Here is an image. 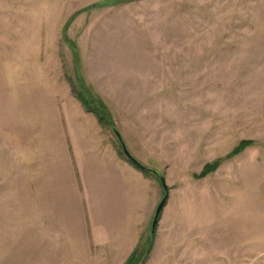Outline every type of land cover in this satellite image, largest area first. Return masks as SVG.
I'll return each instance as SVG.
<instances>
[{
    "label": "rangeland",
    "instance_id": "obj_1",
    "mask_svg": "<svg viewBox=\"0 0 264 264\" xmlns=\"http://www.w3.org/2000/svg\"><path fill=\"white\" fill-rule=\"evenodd\" d=\"M105 1L0 0V264H112L91 245L77 131L155 183L136 264H264V0L94 8L64 40ZM77 73L169 189L148 252L161 182L84 109Z\"/></svg>",
    "mask_w": 264,
    "mask_h": 264
},
{
    "label": "crops",
    "instance_id": "obj_2",
    "mask_svg": "<svg viewBox=\"0 0 264 264\" xmlns=\"http://www.w3.org/2000/svg\"><path fill=\"white\" fill-rule=\"evenodd\" d=\"M80 133L84 136L78 137ZM86 133L74 132L71 142L76 161L77 157L84 158V165L79 161L77 165L92 231L91 245L98 261L125 264L142 241L154 211L155 199L147 188L155 183L115 152L103 149L98 137Z\"/></svg>",
    "mask_w": 264,
    "mask_h": 264
},
{
    "label": "trees",
    "instance_id": "obj_3",
    "mask_svg": "<svg viewBox=\"0 0 264 264\" xmlns=\"http://www.w3.org/2000/svg\"><path fill=\"white\" fill-rule=\"evenodd\" d=\"M132 1H135V0H109V1H105V2H101L98 4L92 5L91 7H88L87 9L79 11L69 20V22L65 26V28L63 30L64 40H67V28L70 25L71 21L75 18V16H78L82 12L90 10V9L101 8V7H116V6L127 4V3L132 2ZM67 42L69 43V41H67ZM71 44L72 43H70V45ZM75 58L77 61L76 56H75ZM76 67H77V65H76ZM77 84L79 86V93L74 94V95L80 101V103L82 104L84 109L87 112L94 114V116L97 118V120L101 126L108 127L116 135V133H115L116 131L114 130L116 127L113 124L112 117H111L110 113L108 112V110L106 109V107L104 106V104L100 100L95 99L93 97V95H91L90 89L84 85V83L82 82L78 73H77ZM116 137H117V135H116ZM252 144L253 143L250 141H243L229 155V157L227 159L232 158V157L240 154L245 148L251 146ZM128 162L131 163L130 161H128ZM219 163L220 162L217 161V162L211 163L209 165H206V167L203 169L202 173L200 175H195L194 177L197 179L205 178L206 176H208L209 174H211L217 170V168L219 167ZM144 174L149 175L147 173H144ZM153 241H154V238H152L150 236V241L146 247V249H148L147 252L152 247ZM143 247H144L143 243L140 242V244L138 245V247L136 248V250L134 251L132 256L129 258V260L126 262V264H136L137 261L142 257L143 253L145 252V251H143L144 250Z\"/></svg>",
    "mask_w": 264,
    "mask_h": 264
},
{
    "label": "water",
    "instance_id": "obj_4",
    "mask_svg": "<svg viewBox=\"0 0 264 264\" xmlns=\"http://www.w3.org/2000/svg\"><path fill=\"white\" fill-rule=\"evenodd\" d=\"M116 132V135H117V138L119 140V143H120V146H121V149L123 151V153L125 154V156L127 157V159L139 170H141L142 172L144 173H147L155 178H157L160 182H161V185H162V188L164 190V198L162 199L161 203L158 205L156 211H155V214H154V217H153V221H152V225H151V237L152 238H155V235H156V232H157V227H158V224L160 223V220H161V216H162V212L164 210V207L166 206V203L168 201V198H169V189L165 183V179L164 177H162L160 175V173H158L157 171L153 170V169H150V168H146L144 166H142L140 163H138L130 154L129 152L127 151V148L122 140V138L120 137L119 133L117 132L116 128L114 129Z\"/></svg>",
    "mask_w": 264,
    "mask_h": 264
}]
</instances>
